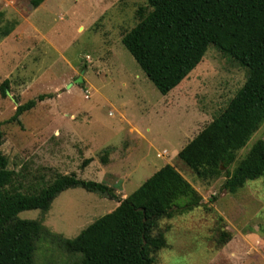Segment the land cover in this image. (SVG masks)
Wrapping results in <instances>:
<instances>
[{"label":"rangeland","instance_id":"374dc122","mask_svg":"<svg viewBox=\"0 0 264 264\" xmlns=\"http://www.w3.org/2000/svg\"><path fill=\"white\" fill-rule=\"evenodd\" d=\"M146 4L45 0L33 8L28 0H0L3 20L18 21L0 40V83L9 80L14 98L0 94V149L9 168L25 187L75 173L113 187L117 196L68 188L47 212L25 210L18 217L40 220L51 233L73 238L170 164L202 200L191 211L161 220L167 247L156 254V264H264V175L231 193L221 189L224 176L202 181L177 157L243 85L246 69L211 45L188 77L163 95L121 42ZM80 75L83 83H74ZM30 99L36 105L19 123L8 122ZM259 139L264 140V120L237 160ZM221 231L231 236L223 245ZM69 262L57 243L37 240L35 264Z\"/></svg>","mask_w":264,"mask_h":264},{"label":"trees","instance_id":"16d2710c","mask_svg":"<svg viewBox=\"0 0 264 264\" xmlns=\"http://www.w3.org/2000/svg\"><path fill=\"white\" fill-rule=\"evenodd\" d=\"M44 1L28 0L33 8ZM146 3L136 12L138 22L122 33L121 42L163 95L188 77L211 45L246 69L245 82L227 105L177 153L198 179L210 182L224 176L221 189L234 193L246 181L264 175V140H256L237 160L238 150L264 120V0ZM17 24L0 15V40ZM9 88L5 79L0 94L6 96ZM35 105L36 99L19 104L8 122L19 123L18 117ZM3 137L0 128V147ZM108 153L105 150L101 157L105 163ZM17 180V172L9 168L0 149V264H35V245L41 238L57 243L70 256L69 264H156V254L167 247L161 220L191 211L202 200L175 167L166 164L118 199L112 211L77 236L64 238L51 233L40 220L21 219L18 214L33 209L47 212L52 200L68 188L82 187L111 199L117 198L114 188L79 179L75 173L57 174L49 182L27 187ZM230 238L229 232L221 231L218 244Z\"/></svg>","mask_w":264,"mask_h":264},{"label":"water","instance_id":"95a60500","mask_svg":"<svg viewBox=\"0 0 264 264\" xmlns=\"http://www.w3.org/2000/svg\"><path fill=\"white\" fill-rule=\"evenodd\" d=\"M74 83H79V84H82L83 83V78L82 76H78L75 80H74ZM6 95L8 97H10L13 101H14V98L12 97V95L10 94V92L8 90H6Z\"/></svg>","mask_w":264,"mask_h":264}]
</instances>
